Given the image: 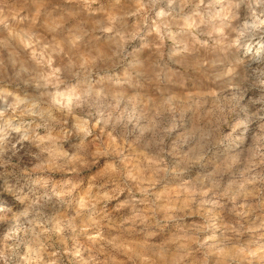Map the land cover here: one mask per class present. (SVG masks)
<instances>
[{
	"label": "clouds",
	"instance_id": "clouds-1",
	"mask_svg": "<svg viewBox=\"0 0 264 264\" xmlns=\"http://www.w3.org/2000/svg\"><path fill=\"white\" fill-rule=\"evenodd\" d=\"M5 194L0 264H264V0H0Z\"/></svg>",
	"mask_w": 264,
	"mask_h": 264
},
{
	"label": "rangeland",
	"instance_id": "rangeland-1",
	"mask_svg": "<svg viewBox=\"0 0 264 264\" xmlns=\"http://www.w3.org/2000/svg\"><path fill=\"white\" fill-rule=\"evenodd\" d=\"M41 55H43V53H41ZM45 59H47V57H45ZM0 202L11 205L12 204V198H11V196L5 194L2 197H0ZM13 211H16V208H13ZM7 216L11 217V212L7 213ZM44 218L46 219L47 216H45ZM8 223H9L8 220L0 221V230L5 229L8 226Z\"/></svg>",
	"mask_w": 264,
	"mask_h": 264
}]
</instances>
